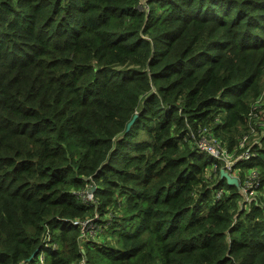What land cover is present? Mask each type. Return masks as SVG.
I'll return each instance as SVG.
<instances>
[{
	"label": "trees",
	"instance_id": "16d2710c",
	"mask_svg": "<svg viewBox=\"0 0 264 264\" xmlns=\"http://www.w3.org/2000/svg\"><path fill=\"white\" fill-rule=\"evenodd\" d=\"M263 89L264 0H0V264H264V137L246 199L189 136Z\"/></svg>",
	"mask_w": 264,
	"mask_h": 264
},
{
	"label": "built area",
	"instance_id": "2783aa9c",
	"mask_svg": "<svg viewBox=\"0 0 264 264\" xmlns=\"http://www.w3.org/2000/svg\"><path fill=\"white\" fill-rule=\"evenodd\" d=\"M263 101L264 91H262L261 95L256 98L255 101L252 103L251 108L247 114V129L238 138V141L236 143V149H242L239 152H232L233 148L229 150L226 145V142L219 137L211 135L209 137L198 136L196 138L194 136L193 129H190L189 132L190 139L195 144L199 152L209 153L220 163V168H223L226 172L230 174V176L235 177L238 182L241 181L242 189L246 194V199H250L253 197V195L256 194L257 191L255 190V188L259 183L260 173L257 169L252 166L249 167L247 170L243 167H240L239 162L249 160L255 154L249 149V147L252 146L249 144L250 135L256 134L260 131L262 133L261 135L264 136V103H262ZM231 156L232 158L226 159L227 157ZM222 193L223 188H218L214 193V197L220 198ZM81 198L83 200H90L92 198V192L89 190V188L87 190H84L83 193H81ZM71 222L80 229L81 239H93L97 234L100 233L101 226L95 225L90 219H73L71 220ZM36 264H45L42 252L38 254Z\"/></svg>",
	"mask_w": 264,
	"mask_h": 264
},
{
	"label": "water",
	"instance_id": "95a60500",
	"mask_svg": "<svg viewBox=\"0 0 264 264\" xmlns=\"http://www.w3.org/2000/svg\"><path fill=\"white\" fill-rule=\"evenodd\" d=\"M136 116H137V114H134L133 117L131 118V120L127 123L126 130L129 128V126L131 125V123L133 122V120L135 119ZM219 174H220L221 179H223L227 185L233 184L239 188V183H238L237 179L235 177L230 176V174L228 172H226L223 168L219 169ZM92 189L93 188H91L90 190H92ZM38 251H39V249L35 250L34 253L32 254V256L29 258V260Z\"/></svg>",
	"mask_w": 264,
	"mask_h": 264
},
{
	"label": "rangeland",
	"instance_id": "374dc122",
	"mask_svg": "<svg viewBox=\"0 0 264 264\" xmlns=\"http://www.w3.org/2000/svg\"><path fill=\"white\" fill-rule=\"evenodd\" d=\"M139 7L140 8H143V6L142 5H139ZM261 132L259 131V132H257L256 134H251L250 135V140H249V144L250 145H254V144H257V143H259V141L261 140ZM254 142V143H253ZM236 148H237V144H235L234 145V147H233V149H232V152L234 151H236ZM224 157H226V156H224ZM229 158H232V156L231 157H227L226 159H229ZM246 170L249 168L248 166H245L244 167ZM246 195V194H245ZM245 207H247V205L245 206ZM100 216L98 215H96L94 218H99ZM94 224L95 225H100V222H94ZM103 237V234L102 235H99V234H97L92 240H98L97 242H99L100 240H101V238ZM83 264H85V263H83Z\"/></svg>",
	"mask_w": 264,
	"mask_h": 264
},
{
	"label": "clouds",
	"instance_id": "9594fccd",
	"mask_svg": "<svg viewBox=\"0 0 264 264\" xmlns=\"http://www.w3.org/2000/svg\"><path fill=\"white\" fill-rule=\"evenodd\" d=\"M263 91H264V89H263ZM264 136H262L261 135V139L263 138ZM253 167V166H252ZM221 178V177H220ZM239 183V182H238ZM93 188V187H92ZM239 188H240V186H239ZM91 188H89V190H90ZM91 192L93 191V189L92 190H90ZM254 196V195H253ZM250 199H252V198H250Z\"/></svg>",
	"mask_w": 264,
	"mask_h": 264
}]
</instances>
